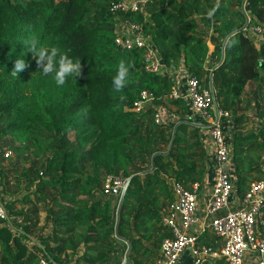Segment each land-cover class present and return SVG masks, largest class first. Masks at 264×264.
<instances>
[{"label": "trees", "instance_id": "1", "mask_svg": "<svg viewBox=\"0 0 264 264\" xmlns=\"http://www.w3.org/2000/svg\"><path fill=\"white\" fill-rule=\"evenodd\" d=\"M111 1L0 0V193L11 218L20 220L19 227L0 219V264H38L41 257L54 264H121L128 244L116 236L120 195L104 193L108 175L130 178L117 229L131 242L128 259L153 264L162 240L172 236L160 220L173 199L168 176L190 189L204 181L207 149L201 126L190 122L191 104L172 95L170 72L146 69L145 48L116 42L117 20L141 24L165 67L183 65L210 88L226 37L245 23L243 0H147L125 12L111 11ZM245 8L248 28L228 39L213 73L218 107L230 112L221 123L239 200L264 179V34L257 46L249 32L264 28V0H247ZM30 32L81 60L82 75L58 87L39 72L22 43ZM18 58L28 67L12 76ZM121 59L129 64L130 83L113 94ZM143 91L153 99L137 112ZM161 108L167 114L157 121ZM176 125L171 150L158 153L149 171L154 153L169 149ZM6 147L13 158L5 157ZM42 202L46 221L39 226ZM200 237L201 246L220 245L209 232ZM119 242L125 245L120 254Z\"/></svg>", "mask_w": 264, "mask_h": 264}, {"label": "built area", "instance_id": "2", "mask_svg": "<svg viewBox=\"0 0 264 264\" xmlns=\"http://www.w3.org/2000/svg\"><path fill=\"white\" fill-rule=\"evenodd\" d=\"M147 0H112L113 12L137 11L142 9ZM120 20V19H118ZM117 20V23H118ZM122 21V20H121ZM116 42L124 49L145 48L146 69L151 72H163L164 63L160 52L152 39L144 34L141 24L131 20L122 21ZM255 32L264 34V28L258 24ZM174 97L181 96L176 88ZM186 98L192 109L200 116V123L210 129L216 152V180L212 191L204 204L205 215L209 218L206 225L216 236L223 239V246L213 249L199 244V235L190 229L201 220L199 192L200 184L195 182L187 188L181 181L168 176L173 190V199L161 210V224L170 229L172 236L161 242V255L156 264H178L185 250H190L193 258L190 264H205L207 261L225 259L227 264H264V179L253 181L245 196L238 200V207L231 203L235 191V171L230 146L221 123L222 117H229L230 112L219 109L217 119L215 100L210 88H205L200 78L188 75ZM152 95L142 92V97L135 102L134 110L139 112L152 102ZM161 111L156 120L161 121ZM6 158L13 157V151L5 148ZM128 178L108 175L104 183L105 194H119L126 186ZM0 219L11 225V216L0 193ZM38 264H54L41 257Z\"/></svg>", "mask_w": 264, "mask_h": 264}, {"label": "clouds", "instance_id": "3", "mask_svg": "<svg viewBox=\"0 0 264 264\" xmlns=\"http://www.w3.org/2000/svg\"><path fill=\"white\" fill-rule=\"evenodd\" d=\"M212 12L209 13V16ZM26 53L30 52L35 60L37 68L40 69L43 75L52 76L58 87H63L69 77H79L82 75L81 60H74L66 52H63L59 47H49L42 43L39 36L35 32L30 34L22 41ZM28 67V64L23 58H18L14 61L11 71L12 76H17ZM130 83V68L127 61L121 59L118 62L116 74L112 78L113 94L122 93ZM120 100L125 99L123 95L119 96Z\"/></svg>", "mask_w": 264, "mask_h": 264}, {"label": "crops", "instance_id": "4", "mask_svg": "<svg viewBox=\"0 0 264 264\" xmlns=\"http://www.w3.org/2000/svg\"><path fill=\"white\" fill-rule=\"evenodd\" d=\"M164 72H170L171 73L172 78H173V80L175 82V85H176L175 88L178 90V93L181 96H184L186 98L185 95L187 93L188 74H187L185 68L183 67V65H180L178 68L173 69V70H170V69L169 70H164ZM189 106H190V102H189ZM160 111L163 114L162 116L167 114V111H165L164 108H161ZM188 115L192 119V121H190L191 123H193V124H203V123H200V116L198 115V113L194 109L190 108L189 112H188ZM199 126H201V128H202L203 143L205 145V148L207 149V173L205 175L204 181L200 184L199 201H200V216H201V220H200V222L198 224L194 225L190 229V231L198 233V235H199V244L201 245V237L200 236H203L207 232H209L210 235L216 236L208 228H207V231L204 230V229H206V225L209 222V218H207V216L205 215L204 204H205V201L207 199V196L212 191L214 183H215V180H216V152H215V148H214L212 139L210 137V129H209V127L207 126V128H206L203 125H199ZM171 176H173V175H171ZM173 177H175V176H173ZM238 200L239 199L234 194L233 200H232L233 203H231V206L232 207H238V202H239ZM40 205H42V203H40ZM42 207H43V205H42ZM41 219H42V216H41ZM18 222H20V220H18ZM40 224L43 225L44 223L41 222ZM38 230L39 229H34L33 230L35 235H39L40 234V232H38ZM32 239H33V237H32ZM121 240L124 241L123 239H121ZM124 242H126V241H124ZM218 242H219L220 245H218L217 247H215L213 249H219V248H221L223 246L224 242H223L222 238H220ZM119 243L120 244L118 246V253L120 254L122 252L121 250H122V245L123 244L121 242H119ZM118 253L116 254V258L118 257ZM160 255H161V251L158 254L157 258L152 262L153 264H156V262L159 259ZM124 257H125V255H124ZM192 258H193V256H192L190 250L187 249L181 255L178 264H190L192 262ZM214 262L206 260L205 264H208V263L209 264H214Z\"/></svg>", "mask_w": 264, "mask_h": 264}, {"label": "water", "instance_id": "5", "mask_svg": "<svg viewBox=\"0 0 264 264\" xmlns=\"http://www.w3.org/2000/svg\"><path fill=\"white\" fill-rule=\"evenodd\" d=\"M246 2H247V0H243V2H242V9H243V12H244L245 17H246L245 23L243 24L242 27H240V28H238V29L232 31L230 34H228V36L226 37V39H225V41H224V44H223V55H222V58H221L220 62H219L217 65H215V66L213 67V69L211 70V73H210V89L212 90L213 95H214L217 119L219 118V107H218V102H217V98H216V93H215L214 86H213V73H214V69H215L216 67H218V65H220V64L224 61V59H225V47H226V44H227L228 39H229L232 35H234V34L240 32V31H243V30H245V29L248 28V25H249V22H250V16H249V14H248V12H247V10H246V8H245V6H246ZM177 125H178V124H177ZM177 125H176L175 128H174L173 137H172V140H171V142H170L169 149H168L166 152H156V153H154V155H153V157H152V167L150 168L149 171H152V170L155 169V167H156V165H155V157H156V155H157L158 153H168V152L171 150L172 145H173V139H174V136H175V131H176V127H177ZM197 125H203V126H205L204 124H197ZM129 183H130V178H128L127 184H126V186L124 187V189L122 190L121 195H120V201H119V205H118V208H117V221H116V226H115L116 236L119 237V238H121V239H123V240L126 241V243L128 244V247H127V250H126V253H125L124 260H123V262H122L121 264H131V263H132V262L128 259V255H129V252H130V250H131V242L128 241V240H126V239L123 238V237H120L119 234H118V231H117V229H118V224H119V219H120V210H121V206H122V203H123V199H124V197H125V193H126V190H127V187H128V185H129Z\"/></svg>", "mask_w": 264, "mask_h": 264}, {"label": "rangeland", "instance_id": "6", "mask_svg": "<svg viewBox=\"0 0 264 264\" xmlns=\"http://www.w3.org/2000/svg\"><path fill=\"white\" fill-rule=\"evenodd\" d=\"M245 7H246V6H245ZM118 26H119V28H120V26H121V29H122L123 25H122V21H121V20H118ZM249 32L252 33L251 36H256V37H255V39H256V42H255V43L258 42V43H257V46H259V45H260V40L263 38V35L258 34L257 32H255V30H251V31H249ZM253 38H254V37H253ZM163 70H169V69H168L167 67H164ZM13 157H14V152H13ZM13 157H10V158H13ZM11 160H12V159H9L8 162H11ZM8 164H9V163H8ZM13 180H14V176H12V178H10V180L8 181V182H9L8 184H12V181H13ZM0 192H1V190H0ZM24 193H27V191L24 190V192L21 193V196H22ZM32 199L34 200V199H35V196L32 195ZM42 205H43V207H42ZM42 205H40V206H41V212H42V213L40 214V216H42V219H40V223H41V222L45 223V221H46V207L44 206L43 202H42ZM13 220H14V218L12 217L11 221H13ZM13 223H15L16 225H18V226L20 227V222L17 223V222L14 220ZM40 223H39V226H43V225L40 224ZM42 231H43V230H42ZM38 232H39V230H38ZM34 236L37 237V235H35V234H34ZM34 242H35L34 239H30V241L28 242L29 246L32 247L33 244H34ZM124 249H125V245H122V250H121V251H123ZM125 252H126V251H125Z\"/></svg>", "mask_w": 264, "mask_h": 264}]
</instances>
